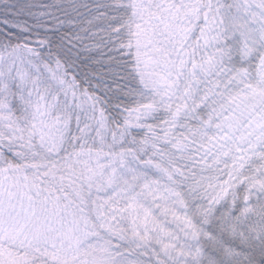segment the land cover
<instances>
[{
    "label": "snow or ice",
    "instance_id": "6c2138e0",
    "mask_svg": "<svg viewBox=\"0 0 264 264\" xmlns=\"http://www.w3.org/2000/svg\"><path fill=\"white\" fill-rule=\"evenodd\" d=\"M0 264H264V0H0Z\"/></svg>",
    "mask_w": 264,
    "mask_h": 264
}]
</instances>
